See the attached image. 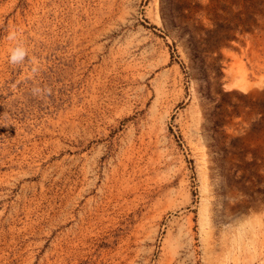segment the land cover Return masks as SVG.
<instances>
[{
  "label": "rangeland",
  "instance_id": "1",
  "mask_svg": "<svg viewBox=\"0 0 264 264\" xmlns=\"http://www.w3.org/2000/svg\"><path fill=\"white\" fill-rule=\"evenodd\" d=\"M0 264H264V0H0Z\"/></svg>",
  "mask_w": 264,
  "mask_h": 264
},
{
  "label": "clouds",
  "instance_id": "2",
  "mask_svg": "<svg viewBox=\"0 0 264 264\" xmlns=\"http://www.w3.org/2000/svg\"><path fill=\"white\" fill-rule=\"evenodd\" d=\"M7 39L15 40L16 39V33L15 32L9 33ZM26 57H27L26 48L23 47L22 45L17 44L16 47L11 49L8 62L11 65H19V64L24 63V61L26 60ZM50 92H51L50 89H41L39 87L32 89V94L34 96H37V95L43 96L45 94H50Z\"/></svg>",
  "mask_w": 264,
  "mask_h": 264
}]
</instances>
